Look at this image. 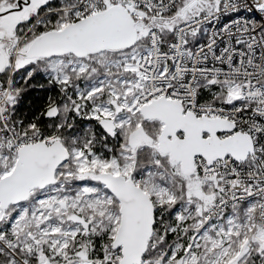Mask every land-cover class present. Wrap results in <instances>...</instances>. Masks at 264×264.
<instances>
[{
  "label": "snow or ice",
  "instance_id": "obj_1",
  "mask_svg": "<svg viewBox=\"0 0 264 264\" xmlns=\"http://www.w3.org/2000/svg\"><path fill=\"white\" fill-rule=\"evenodd\" d=\"M0 264H264V0H0Z\"/></svg>",
  "mask_w": 264,
  "mask_h": 264
}]
</instances>
